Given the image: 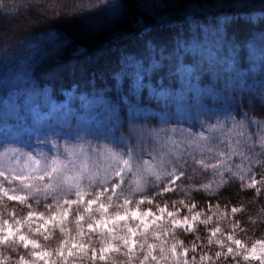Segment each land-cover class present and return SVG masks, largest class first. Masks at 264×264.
Segmentation results:
<instances>
[{"label": "clouds", "instance_id": "9594fccd", "mask_svg": "<svg viewBox=\"0 0 264 264\" xmlns=\"http://www.w3.org/2000/svg\"><path fill=\"white\" fill-rule=\"evenodd\" d=\"M72 2L68 17L102 14L109 4ZM60 15L57 11L50 19ZM248 100L253 108L264 107V95ZM176 122L173 117L167 128L152 122L150 127L159 129L155 134L124 126L123 139L116 142L79 138L86 147L78 152L60 142L50 150L5 145L0 150V264H42L49 252L53 264H65L69 253L75 264H156L153 256L161 255L162 246L168 255L176 249L183 264V249L192 251L190 237L206 239L201 233L217 225L197 224L189 233L174 226L177 216L170 214L192 218L199 211L207 221L209 203L212 213L225 216L222 230L241 242L235 264H252L243 253L264 247V206L257 205L256 194L233 204L224 190L234 183L241 190L254 188L249 181L259 175L258 194L264 196V139L260 152L249 156L238 132L225 133L222 121L195 104L182 127Z\"/></svg>", "mask_w": 264, "mask_h": 264}, {"label": "rangeland", "instance_id": "374dc122", "mask_svg": "<svg viewBox=\"0 0 264 264\" xmlns=\"http://www.w3.org/2000/svg\"><path fill=\"white\" fill-rule=\"evenodd\" d=\"M17 1L21 2V0H3L2 6H0V16L3 17L1 14L4 13L7 16L5 19L9 20L12 9L14 10L12 7H15L13 5L18 3ZM74 6L72 0H67L59 3L56 8L58 7L57 9L66 14V9ZM49 16L54 15L49 14ZM73 18L78 19L74 20L75 24L73 23V25L77 29H81L82 33L90 34L88 32L92 31L94 33L99 29L107 28L118 20L119 6L117 0H109L106 12L102 14L85 13ZM1 31L0 27V34ZM188 36L181 37L180 42L182 44L178 46L185 53H188L185 51L187 49H194L191 43H198ZM10 40L6 41L9 42ZM86 46L88 49L90 48L88 45ZM17 48L23 50L22 47ZM11 49L14 50V48ZM178 50L181 49L178 48ZM103 51L100 53L99 49L100 58L98 57L94 63V71L85 70V67L88 69V63L84 59L81 64L73 62L72 66L63 67V69L57 66L51 67L52 70L48 68L49 72L47 73H50V76L53 75L52 79L49 80L54 83V86L51 85L50 81H46L41 83L42 86H23L24 84H20L21 86L18 87L15 83L11 89L7 88L0 101V150L5 145L25 147L29 150H50L56 142H60L78 152L82 147H86V145L81 144L79 138L89 141H122L123 137L120 136V132L124 126H135L133 130L140 133L151 131L155 134L159 129H152L150 127L152 122H157L160 128H167L169 122L175 117L177 121L175 126L182 127V120L189 105L195 104L205 113L214 114L217 119L222 121L225 133L229 129L238 132L240 138L246 141L244 148L249 156L253 152H260L261 140L264 139V119L252 114L249 115L250 113L241 106L238 94L240 93L242 96L243 93L235 86L252 91L258 96L264 95V82L259 80L263 79L264 75L259 72L256 75L243 73L235 76L234 72L228 70V68H234L230 65L235 54L232 55L227 50L218 54L213 50V60L217 59L220 66H225L224 69L230 72L229 75L232 76V79L236 78L237 80L232 82L231 87H228L226 83L213 84L199 78L190 59L185 62L178 61L170 75L171 77H167V74L166 76L161 73L156 74L159 66H153L154 61L149 62L150 56L147 53L142 54L138 50H134L128 54L121 52L117 56L116 53L119 52V49H103ZM182 51L178 55L179 60L183 59L182 54L184 53ZM89 55L92 56V54ZM60 56L62 55L52 60L59 62L64 59L66 62L69 59ZM170 58L172 59V56ZM73 60L75 59L73 58L71 61ZM206 60L209 62L208 59ZM109 65L114 66L112 71L109 69ZM200 69L202 71L203 66ZM151 70L156 75L152 74L153 76H151ZM87 72L88 74H86ZM77 73H79L78 81L68 79ZM104 75L107 77H103ZM59 78H61L60 82H58ZM247 80H252L254 83ZM119 82L124 83V88L118 86ZM57 83L60 84L57 85ZM125 89L127 91H124ZM128 91H132V94H129ZM179 91L185 94V98L182 99L179 96L181 95ZM232 93L237 94V96ZM148 119L152 120L148 121ZM235 121H240L244 127H238ZM229 139H232L231 135ZM233 159H239V157H233ZM258 171L257 168L256 172ZM249 175L253 174L250 173ZM259 179V175H255V179L249 183L254 184L255 188H259L257 183ZM207 210L204 211L207 212ZM170 215L177 216L171 221L174 226H179L189 233L196 232L197 224L207 223L210 225L215 222L216 228L207 230L209 241L215 246L216 253L223 251L215 242V229H222L221 223L225 218L224 215L221 217L211 211L207 221L202 219L199 211L195 212L192 218L184 215L181 219L178 214ZM152 223V220H148L149 227ZM234 226L233 224V230L235 229ZM228 236H232L229 231H222L219 238L225 244H230L233 248L239 249L241 242L237 240L233 244L224 239ZM165 239H167V233H165ZM132 247H135L134 241ZM160 251V256H153L156 264H178L179 255L176 249L172 250L171 255L167 254L163 246ZM37 255L39 256V254ZM72 255V253L68 254L65 264H75ZM182 255L184 257L183 264H195L196 261H199L200 264L210 263H205L210 261V259H204L208 255L197 251L195 247H192L191 252L184 248ZM243 256L245 260L252 261V264H264V247L253 246L252 249L244 252ZM231 257H233L229 259L231 264H235L236 255ZM42 264H53L51 252L43 258Z\"/></svg>", "mask_w": 264, "mask_h": 264}, {"label": "trees", "instance_id": "16d2710c", "mask_svg": "<svg viewBox=\"0 0 264 264\" xmlns=\"http://www.w3.org/2000/svg\"><path fill=\"white\" fill-rule=\"evenodd\" d=\"M63 1L67 0H43L42 3H37L36 0L17 1L18 3L13 5L15 7H12L14 10L12 9L9 20L5 19L7 16L1 10L3 17L0 16L2 29L0 101L6 89H11L15 83L18 87L21 86L20 84L42 86L41 83L50 81L53 75L50 76V73H47L48 68L52 70L57 66L63 69V67L72 66L73 62L81 64L86 59L88 69L85 67V70L94 71V63L100 53L104 52L103 49L112 48L119 49L117 56L121 52L128 54L134 50L142 54L147 53L150 56L149 62L154 61L153 66H159L156 74L161 73L165 76L167 74V77H171L178 61L185 62L190 59L199 78L213 84L226 83L228 87H231L232 82L237 80L232 79L230 72L224 69L223 64L224 67H221L217 59L213 60V50L218 54H222L225 50L232 55L235 54L230 65L234 68H228L235 73V76L243 73L256 75L259 72L264 75V0H117L118 20L107 28L99 29L94 33L88 32L90 34L82 33L81 29L73 25L77 18L68 19L69 17L63 11L56 8ZM57 11L61 15L56 19H50L49 14L55 15ZM186 36L198 42L191 43L194 49L185 50L188 53L178 47L182 44L181 37ZM8 39L11 40L8 42L6 41ZM86 45L90 48L88 49ZM151 46L153 48H150ZM17 47H22L23 50ZM50 48L53 49L49 50ZM180 51L184 53L181 60L178 56ZM59 55L69 59L66 62L64 59L59 62L52 60ZM87 55H89L88 58ZM73 58L75 60L71 61ZM201 66H203L202 71ZM108 67L111 71L114 68L113 65ZM151 71V76L156 75L153 70ZM78 78L79 73L68 79L78 81ZM175 78L177 79V76ZM58 80L60 82L61 78ZM259 80L264 82V78ZM247 81L254 83L252 80ZM50 83L54 86L53 82L50 81ZM118 84L124 88L123 82ZM235 88L242 91L243 95L239 93L238 100L250 113L249 115L264 119V107L253 108L248 100L254 92L237 86ZM179 92H181L179 96L182 99L185 98V94L182 91ZM128 93L132 94V91ZM234 95L237 96V94ZM224 191L232 199L233 204L241 199H250L253 194H256L257 205L264 206V196L258 194L262 191L259 188L241 190L239 183H234L231 188ZM249 208L255 210L256 206L249 205ZM205 210L208 213L211 212L212 204L209 203ZM233 211L235 212V209ZM261 227L264 228V224ZM201 235L206 239L196 240L195 236L190 238L194 241L192 247L210 257V261L205 263L218 264L223 261L224 264H230L229 259L233 257L218 258L216 252L212 250L215 246L209 241L208 232H202Z\"/></svg>", "mask_w": 264, "mask_h": 264}, {"label": "snow or ice", "instance_id": "6c2138e0", "mask_svg": "<svg viewBox=\"0 0 264 264\" xmlns=\"http://www.w3.org/2000/svg\"><path fill=\"white\" fill-rule=\"evenodd\" d=\"M221 217H223V214H220ZM222 229H215L216 237L215 242L219 245L220 249L223 251H219L216 253V256L218 258L223 257L227 258L228 256H235L238 254L239 249H234L230 244H225L223 240L219 238V236L222 234ZM225 240L231 241L233 244L237 242V240L233 236H228L224 238ZM204 259H210V257L205 256Z\"/></svg>", "mask_w": 264, "mask_h": 264}]
</instances>
